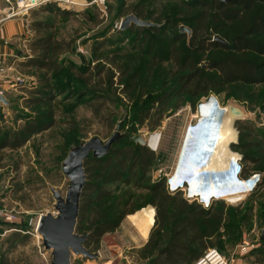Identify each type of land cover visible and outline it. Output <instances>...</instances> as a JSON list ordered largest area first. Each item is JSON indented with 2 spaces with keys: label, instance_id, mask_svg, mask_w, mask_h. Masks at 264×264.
I'll return each mask as SVG.
<instances>
[{
  "label": "rangeland",
  "instance_id": "1",
  "mask_svg": "<svg viewBox=\"0 0 264 264\" xmlns=\"http://www.w3.org/2000/svg\"><path fill=\"white\" fill-rule=\"evenodd\" d=\"M70 1L41 0L43 3L31 8L25 5L20 8L15 3L9 5L1 2L0 5V19H5L6 9L13 7L11 14H16V18L28 24L29 42L19 41L18 52H22V56L32 55L29 43L33 41L35 33L31 25L37 21L44 22L51 27L48 34H54L59 41L72 42L71 51L60 56L64 73L56 82L60 81L62 85L70 83L68 86L73 88H87L108 98L107 101L96 102L84 96L76 97L78 99L58 96L54 102L56 123L51 130L32 136L19 150L0 152V254L8 258L11 264H50L49 253L44 249L37 225L42 215L48 212L56 214L53 190L66 194L69 180L63 174V161L70 149L82 142L94 137L107 142L123 121L119 130L125 136L117 141L118 144L115 143L114 148L126 147L131 143L130 137L139 135L147 141V147L156 157L147 173L135 169V173L142 175L139 180L142 186L136 185V179L131 180L128 175L126 181L115 182L108 187L111 195L99 205L97 217L104 214L108 220L118 217L128 200L134 206L138 205V209L135 214L126 216L117 230L104 235L98 246L95 242L89 246L85 244L91 252L99 253L97 259L75 255L72 262L149 264L137 254L149 238H142L141 224L133 219V215L142 216L145 209L152 211L149 209L152 206L144 207L141 204L143 200L137 198L147 192L145 188L148 184L171 175L187 127L195 122L197 109L205 99L215 97L222 110L232 105L243 112L239 122L247 127L245 133L248 139L244 144L250 147L235 151L242 154L243 159L244 156L248 159L246 166L250 170V179L256 176L258 182L264 176V84L236 83L220 92L199 97L181 93L174 79L176 67L169 61L152 67V57L146 53L151 50L154 53L165 52L168 41L164 35L153 32L141 33V36L136 33L119 36L121 21L134 11L146 14L147 21L160 25L165 23L167 35L171 34L176 29L172 21L179 16L180 10L176 0ZM153 40L156 50L155 47L148 48ZM184 43L182 41L179 45L183 46ZM24 60L25 57H20V63ZM100 65H105L106 69L101 70ZM18 68L20 74L10 77L12 87L0 91L8 102L4 104L0 101V127L4 133L18 130L25 121L47 110L43 105H27L31 96L27 90L17 87V80L35 88L40 83L34 69ZM111 71L115 74L114 83L110 87L102 85ZM26 82H30V85H26ZM166 92H169V96L165 102L156 104L151 121L141 126L139 111L148 109L155 97L158 99ZM158 119H162L161 125L155 127ZM113 159L119 160L117 157ZM241 188V185H224L219 190L226 193ZM239 197L235 202L223 201L230 207L229 213L233 218L230 231H224L222 241L218 243L220 247L215 249L229 259L235 258L233 264H257L252 254L264 250V186L255 189L251 195ZM188 201L199 205L193 199ZM220 204L215 203L213 208H219ZM15 232H20L21 237H26L25 240L20 238L17 242H9V236ZM78 233L88 234L87 231ZM244 243L248 253L241 255L237 250Z\"/></svg>",
  "mask_w": 264,
  "mask_h": 264
},
{
  "label": "trees",
  "instance_id": "2",
  "mask_svg": "<svg viewBox=\"0 0 264 264\" xmlns=\"http://www.w3.org/2000/svg\"><path fill=\"white\" fill-rule=\"evenodd\" d=\"M176 1L180 4V10L179 16L172 21L176 29H173L171 34L167 35L165 23L163 25L157 23L159 27L151 28L132 25L126 30H118L119 36L135 33L141 36V33L153 32L164 35L168 41V46L165 47L167 50L155 51V53L151 50L146 53L152 57V67L166 61L176 67L174 79L181 93L199 97L211 92H220L236 83L264 84V0ZM58 12L70 14L61 10ZM132 14L145 20L144 13L134 11ZM182 24L192 29L193 35L189 44H187V35L180 32ZM47 26L46 23L38 21L31 25V30L35 33L33 41L29 43L32 55L22 56L25 60L18 64L23 69H34L40 84L37 88L24 84L17 86L29 92L31 98L27 100L28 106L43 105L47 110L25 121L16 131L4 133L0 127V152L8 149L19 150L32 136L51 130L56 123L54 102L58 96H63L65 99H78L76 97L84 96L96 102L108 99L87 88L85 90L81 87L73 88L68 86L70 83L62 85L60 81L56 82L64 73L60 56L71 51L72 42L57 40L54 34H48L51 27ZM107 41L110 43L109 39ZM182 41L185 43L180 46ZM151 47H155L156 50L154 40L148 47L154 49ZM99 67H102L101 70L106 69L105 65ZM106 78L102 85L112 86L115 74L111 71V75ZM83 81L86 86V80ZM168 96L169 92H166L158 99L155 97L148 109L139 111L138 116L141 119L138 121L141 126L151 121L155 105L164 103ZM130 99L133 100L132 97ZM161 120L158 119L155 127L161 125ZM236 127L240 132L239 142L233 144L232 148L247 149L250 147L244 144L248 139L245 133L247 127L239 121ZM114 146L105 157L95 159L90 156L85 162L87 184L81 200L77 232L87 231L90 234L87 246L92 242L98 246L104 235L117 230L123 219L135 214L138 209L136 203L134 206L131 204L133 202L128 200L118 217L114 216L108 220L104 214L98 218L99 205L111 195L108 187L112 183L126 181L128 175L131 180L136 179V185L142 186L139 181L142 175L135 173V169L147 173L156 157L147 146L133 142L124 148H114ZM113 157L119 160L116 161ZM247 161L244 156V172L245 176L249 177ZM164 184L165 176L148 184L145 188L147 192L137 198L143 200L141 204L144 207L151 205L156 211L155 224L149 239L142 248L138 249L137 254L149 264H193L202 258L208 249L220 247L218 243L222 241L224 231L226 230L227 233L230 231L229 225L233 218L232 213H229L230 207L221 202L219 208L212 206L204 209L196 203L189 202L180 194L168 193ZM263 186L264 176L256 183V189ZM128 205L132 207L126 208ZM21 236L20 232H15L9 236V242H17L20 238L25 240L26 237ZM254 252L256 254L252 255L255 256L256 263L264 264V250ZM0 264H11V262L0 254Z\"/></svg>",
  "mask_w": 264,
  "mask_h": 264
},
{
  "label": "water",
  "instance_id": "3",
  "mask_svg": "<svg viewBox=\"0 0 264 264\" xmlns=\"http://www.w3.org/2000/svg\"><path fill=\"white\" fill-rule=\"evenodd\" d=\"M132 25L146 28L160 26L157 23L143 20L135 14H130L121 21L120 29L126 30ZM180 32L186 33L190 41L193 35L191 28L183 25L180 27ZM21 83L23 82L20 81L18 84ZM25 84L30 85V82H26ZM1 101L4 104L8 103L3 97ZM226 115V109H224L222 117L224 118ZM229 115L234 117L233 142L234 144H238L240 132L236 127V123L242 119L244 114L239 108L231 105L229 106ZM122 124L123 121L107 142L104 143L99 137L82 142L80 145L71 148L66 159L63 161V174L69 180L66 194L63 195L59 191L53 190L56 201L54 205L56 214L48 212L42 215L37 225V232L42 236L44 249L49 253L50 264H73L72 258L75 255L92 260L99 257V253H93L85 246L90 238V234L81 235L77 232L81 200L87 184L85 162L90 156L100 159L110 153L114 144L125 136L119 130ZM130 140L141 146H148L147 141L139 135L130 137ZM236 156L243 158L239 154H236ZM251 180L257 181V177L254 176Z\"/></svg>",
  "mask_w": 264,
  "mask_h": 264
},
{
  "label": "clouds",
  "instance_id": "4",
  "mask_svg": "<svg viewBox=\"0 0 264 264\" xmlns=\"http://www.w3.org/2000/svg\"><path fill=\"white\" fill-rule=\"evenodd\" d=\"M197 109L195 122L185 132L177 160L171 175L165 176V189L172 195L180 194L185 199L195 200L204 209L217 202L238 201L239 196H248L256 189V181L245 176L242 155L229 145L228 170L217 173L199 169L208 166L213 159L221 136L222 108L215 97L205 99ZM251 182L254 187L247 190L243 182ZM224 185H241L242 188L230 192H220ZM235 196H238L235 198Z\"/></svg>",
  "mask_w": 264,
  "mask_h": 264
},
{
  "label": "crops",
  "instance_id": "5",
  "mask_svg": "<svg viewBox=\"0 0 264 264\" xmlns=\"http://www.w3.org/2000/svg\"><path fill=\"white\" fill-rule=\"evenodd\" d=\"M29 33L30 29L27 22L21 18L14 17L8 20L0 19V91L4 92L10 89L13 84V80L10 77L16 76L18 73L20 74L18 63H20L22 52H18V48L21 45L19 41L27 44L29 42ZM23 46H25V44ZM1 98L2 96L0 95V101ZM152 209L154 226L156 211L154 207H152ZM147 210L148 209H145L144 211ZM137 216L138 215H133V219Z\"/></svg>",
  "mask_w": 264,
  "mask_h": 264
},
{
  "label": "bare ground",
  "instance_id": "6",
  "mask_svg": "<svg viewBox=\"0 0 264 264\" xmlns=\"http://www.w3.org/2000/svg\"><path fill=\"white\" fill-rule=\"evenodd\" d=\"M69 2H72L69 0ZM23 2L20 3V8H23ZM227 115L222 117V130L220 140L218 142L217 148L215 149L214 156L212 162L203 168H200L199 173L202 170H213L217 173L223 174L228 170V155L229 153V145L234 140V117L229 115V107L226 108ZM187 127V126H186ZM236 198V197H235ZM153 211L152 208H149ZM152 211H144L142 216H137L134 220L141 224L142 228V238L146 240L150 234V229L153 226V212Z\"/></svg>",
  "mask_w": 264,
  "mask_h": 264
},
{
  "label": "built area",
  "instance_id": "7",
  "mask_svg": "<svg viewBox=\"0 0 264 264\" xmlns=\"http://www.w3.org/2000/svg\"><path fill=\"white\" fill-rule=\"evenodd\" d=\"M46 1L59 2L61 0H46ZM1 2L7 3L9 5H13L15 3L19 7H20V3L23 2V4L27 6V8L35 7L43 3L41 2V0H0V5H1ZM11 10L12 11L14 10L13 7H9L6 9L7 13H6L5 19H9L11 17L16 16V14L14 13L11 14ZM19 82L20 80H17V83ZM0 95H3V94H0ZM243 186L247 190H250L254 187L253 183L245 182V181L243 182ZM237 252L241 255L248 253V248L246 247L245 243L239 247ZM234 259L235 258H232V259L227 258L224 254H222L219 250L215 248H210L204 253L202 258H200L197 262L193 264H233L235 262Z\"/></svg>",
  "mask_w": 264,
  "mask_h": 264
}]
</instances>
